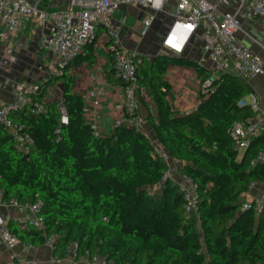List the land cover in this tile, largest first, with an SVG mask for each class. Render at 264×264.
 <instances>
[{
    "label": "trees",
    "instance_id": "trees-1",
    "mask_svg": "<svg viewBox=\"0 0 264 264\" xmlns=\"http://www.w3.org/2000/svg\"><path fill=\"white\" fill-rule=\"evenodd\" d=\"M93 44L72 62L93 61ZM177 60L166 54L153 60L142 56L138 67L137 82L155 102L156 113L149 116L155 142L135 127L118 126L110 135H96L68 68L47 82L62 79L68 124H59L55 103L42 115L21 113L17 120L35 138L25 159L0 129V188L5 198L42 202L38 215L45 221L43 230L9 223L23 243L38 247L57 233L61 249L75 241L81 252L120 264L264 260V210L256 214L242 209L249 183H264V164L250 163L264 148V132L241 155L229 132L235 122L255 115L247 100L253 89L234 73L214 75L198 65L209 86L193 111L178 114L169 102L164 74ZM168 157L198 183V226L185 209L179 183L171 178Z\"/></svg>",
    "mask_w": 264,
    "mask_h": 264
},
{
    "label": "built area",
    "instance_id": "built-area-1",
    "mask_svg": "<svg viewBox=\"0 0 264 264\" xmlns=\"http://www.w3.org/2000/svg\"><path fill=\"white\" fill-rule=\"evenodd\" d=\"M239 7L234 12L219 13L217 7L210 0H77L74 8L54 10L40 9L29 0H0V23L4 24L7 31L16 34L21 31L30 18L35 17L42 23H48L47 33L43 34L40 42L44 50L52 55L57 63L56 74L61 73L70 66L83 51L85 46L94 42L98 37L99 28L102 27L109 44L113 58V74L121 83L122 90V115L114 120L113 128L118 126L135 127L144 132V118L139 112L141 100L148 98L147 91L137 82V72L142 61V54L136 49H127L122 45L121 27L114 19V12L122 5H135L142 9L164 10L171 6L170 14L175 19L187 37L180 39L173 36L171 31L168 39L179 42H188L189 37L196 31L202 35V50L204 57L201 62L211 61L217 73L231 72L243 78L248 83L256 75L264 73V59L239 40L241 31L240 12L248 9L254 14L264 13V0H235ZM155 15L145 19L148 28ZM209 86V81L203 83ZM95 96L94 93H92ZM55 103L59 112V124H68L69 116L67 105L63 97V89L59 82L43 84L39 82L20 81L16 86V94L11 100L0 104V129H4L10 136L14 150L29 154L35 146V138L26 129L23 122L17 117L27 112L29 115H42L48 112L49 105ZM251 107L259 110L257 100L249 101ZM193 111V110H191ZM190 112V111H189ZM95 134L101 132L94 127ZM58 128L56 132H59ZM234 139L235 148L241 152L250 147L253 139L264 132V116L248 117L244 121L235 122L229 129ZM252 166L264 164V148L257 151L251 161ZM257 181H251L248 192L258 186ZM180 190L184 197L187 213L195 212L199 199L198 183L189 175L182 174L179 182ZM0 202L3 205L25 206L34 214L33 219H26L22 229L36 227L45 228V221L38 215L42 202H22L16 197L5 198L4 191L0 188ZM242 209H252L256 214L264 210V191L252 200L242 203ZM5 243L13 248L23 243L21 239L9 229L2 231ZM59 235L50 233L45 240V245L52 250L53 262H60L62 256L57 253ZM65 252L79 259L83 256L87 264H120L114 259H104L89 252H81L77 242L65 245ZM1 264V263H0ZM7 264H40L34 258L16 256ZM130 264V263H125ZM254 264H264V260Z\"/></svg>",
    "mask_w": 264,
    "mask_h": 264
},
{
    "label": "crops",
    "instance_id": "crops-1",
    "mask_svg": "<svg viewBox=\"0 0 264 264\" xmlns=\"http://www.w3.org/2000/svg\"><path fill=\"white\" fill-rule=\"evenodd\" d=\"M215 4L219 13L234 12L239 7V3L232 1L231 8L219 5L223 0H210ZM30 3L40 9L54 10L62 8H74L77 0H29ZM171 6L164 10L142 9L135 5H122L114 12V19L121 27L122 45L127 49H136L142 56L153 60L158 54H166L172 57H179L180 60L171 62L165 70V80L170 88V104L172 110L178 114H184L193 110L200 102L204 92L203 75L198 71L197 66H203L211 70L214 75H219L213 69L211 61L201 62L204 57L202 50V35L199 31L192 34L188 42H179L168 39L171 31L173 36L187 37L181 30L175 19L170 14ZM243 23L250 26H258L262 18L248 10L243 9L240 14ZM154 14L155 18L148 28L145 26V19ZM160 24L162 35H155L153 25ZM48 23H42L35 17L30 18L24 28L16 34L7 31L4 24L0 23V104L14 98L16 86L20 81L47 83L55 77L57 63L55 58L47 53L40 39L47 33ZM243 30V28L241 27ZM248 29V28H247ZM240 42L246 44L253 53L260 54L264 59V45L260 40L253 37L248 31H240ZM94 60L79 59L72 62L68 67L69 72L75 77L74 89L85 98V110L88 121L96 127L102 134L110 135L113 131L114 120L122 115V90L121 84L117 83L113 74V58L109 44L104 35L102 27L99 28L98 37L93 42ZM86 47V46H85ZM85 49V48H84ZM57 77V76H56ZM56 78L51 83L59 82ZM253 89L252 95L247 100L253 98L257 100L259 110L256 111V118L264 116V73L256 75L250 82ZM62 86V85H61ZM95 94V96L92 95ZM139 112L144 118V132L155 142L153 128L150 123V113H156L155 102L151 98H143L140 103ZM161 150V149H160ZM165 152L164 150H161ZM245 151L239 152L240 155ZM168 162L174 161L176 173L171 178L177 183L181 180L182 173L179 172L178 164L168 157ZM171 169V165H170ZM264 189V183L248 192L245 199L252 200L258 197ZM189 218L198 226L196 212L188 213ZM34 214L25 206L3 205L0 202V263L7 264L16 256L24 258H34L40 264H87L83 256L75 259L63 249H57V253L62 256L60 262H53L52 250L47 245L34 247L20 243L10 248L2 238V231L9 229L11 221L16 222L20 227L26 219H33ZM10 230V229H9ZM62 252V254H61Z\"/></svg>",
    "mask_w": 264,
    "mask_h": 264
},
{
    "label": "rangeland",
    "instance_id": "rangeland-1",
    "mask_svg": "<svg viewBox=\"0 0 264 264\" xmlns=\"http://www.w3.org/2000/svg\"><path fill=\"white\" fill-rule=\"evenodd\" d=\"M232 1L233 0H223L219 5H221V6H225L226 8H231V6H232ZM255 15V14H254ZM260 16H262V18L260 19V21H259V25L258 26H255V25H253V27L252 26H250L249 25V23H247L246 22V25L243 23V21L241 20V18H240V22H241V27L243 28V30L241 29V31H248V32H250L252 35H253V37H255L256 39H258V40H260L261 41V43L264 45V13H262V14H259ZM258 16V15H257ZM240 17H243V14L241 13L240 14ZM153 27H154V31H155V35L156 36H160V35H162L161 33H162V30H161V26H160V24H158V23H155L154 25H153ZM248 28V29H247ZM174 161H170L169 162V164L171 165V169H170V174L171 175H173V174H175L176 173V164L175 163H173ZM264 190V189H263Z\"/></svg>",
    "mask_w": 264,
    "mask_h": 264
},
{
    "label": "water",
    "instance_id": "water-1",
    "mask_svg": "<svg viewBox=\"0 0 264 264\" xmlns=\"http://www.w3.org/2000/svg\"><path fill=\"white\" fill-rule=\"evenodd\" d=\"M136 78H137V75H136ZM27 157H29V154H24L23 158L25 159Z\"/></svg>",
    "mask_w": 264,
    "mask_h": 264
}]
</instances>
